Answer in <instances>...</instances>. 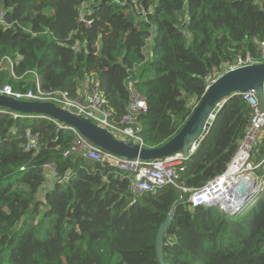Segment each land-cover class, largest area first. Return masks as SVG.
<instances>
[{
	"label": "trees",
	"instance_id": "1",
	"mask_svg": "<svg viewBox=\"0 0 264 264\" xmlns=\"http://www.w3.org/2000/svg\"><path fill=\"white\" fill-rule=\"evenodd\" d=\"M84 2L95 19L89 30L77 23ZM139 8L145 16L132 0H0L13 24L0 28V90L27 93L37 71L45 91L76 98L78 79L94 74L120 119L133 81L148 106L144 147H162L193 115L208 77L241 55L258 57L264 0H143ZM251 117L247 101L232 95L180 171L191 192L136 196L113 167L65 157L76 144L71 131L0 107V264H161L157 235L170 213L165 264H264V190L233 218L188 203L225 173ZM28 131L41 139L38 153L27 151ZM263 159L264 140L254 163ZM47 163L55 175L44 172ZM258 173L264 177V167Z\"/></svg>",
	"mask_w": 264,
	"mask_h": 264
},
{
	"label": "built area",
	"instance_id": "2",
	"mask_svg": "<svg viewBox=\"0 0 264 264\" xmlns=\"http://www.w3.org/2000/svg\"><path fill=\"white\" fill-rule=\"evenodd\" d=\"M135 8L138 10V15L143 14L140 11L139 5L143 0H132ZM92 9L85 2L79 6L77 11V23L79 26H84L86 29H92L95 19L90 13ZM145 16V14H143ZM13 24L8 22L6 11H0V28L10 29ZM73 34L69 35V40ZM261 61V62H260ZM11 62V61H9ZM264 63V41L258 47V57L254 58L250 54L239 56L235 65H227V72L233 69L246 66ZM14 75V73H13ZM35 80V88L30 89L27 93H18L13 91L9 86H5L0 90L1 95L9 96L17 101L27 102H50L55 104L60 109L69 113L81 116L84 119L90 120L93 124L108 130L116 138L126 141H133L144 147L141 137L143 126L140 118L148 114V106L145 99L139 95L135 89L133 81L127 83V89L131 94V100L126 107L125 114L118 119L113 109L108 105V101L104 90L102 89L101 80L97 75L91 74L89 78L78 79L79 91L78 97L73 98L66 92L45 91L43 81L37 71L30 72ZM97 76V78L95 77ZM218 79V78H217ZM208 81L214 82L216 79L208 77ZM207 85V83H206ZM235 95L242 96L252 109V117L246 129L244 138L240 141L237 151L235 152L231 162L223 175L215 180L207 183L203 188L193 191L188 203L193 207L203 208H219L226 212L233 209L238 204L239 196H237L231 207H223L214 205L216 197L221 191L228 186L240 184L244 176H249L248 186L255 191H263V178L257 172L264 167V159L260 163H254V154L260 143L264 140V105L261 102L255 91L247 93H237ZM227 99L222 101L225 105ZM222 103L221 106H222ZM220 106V107H221ZM224 107V106H223ZM221 107V108H223ZM222 110V109H221ZM19 117V116H15ZM35 117V116H31ZM44 117V116H41ZM51 120L58 130H69L76 138V144L72 151L67 152L65 157L72 154H80L87 161L97 162L103 166L113 167L118 170L123 176L130 179L131 191L134 195L156 194L165 187H173L182 192L183 195L191 192L181 186V169L183 168L187 158L184 153L158 159L143 161L141 159H127L105 152L102 149L93 145L85 138L77 129L68 127L58 120L47 117ZM213 122L216 117L212 114L209 116ZM205 137L200 136L189 145V156L194 155L200 148ZM41 139L38 134L27 132V151L39 152L41 148ZM46 173L56 174L57 168L53 163H47L43 166ZM232 186L230 187V189ZM229 191V190H228ZM226 191V194L228 193ZM224 203H227L225 201ZM222 204V202H220Z\"/></svg>",
	"mask_w": 264,
	"mask_h": 264
},
{
	"label": "water",
	"instance_id": "3",
	"mask_svg": "<svg viewBox=\"0 0 264 264\" xmlns=\"http://www.w3.org/2000/svg\"><path fill=\"white\" fill-rule=\"evenodd\" d=\"M250 91L256 92L263 107L264 63L233 69L214 82L208 81L205 95L179 134L162 147L153 149L145 148L133 141L118 139L108 130L93 124L90 120L60 109L50 102L17 101L12 97L0 94V107L20 114L42 115L45 118H53L68 127L77 129L93 145L105 152L127 159L150 161L167 158L178 153H184L187 158H190L189 145L199 139L201 135L206 137L209 134L214 124L209 116L211 114L214 117L219 115L221 107L224 106L222 101L237 93ZM220 103H222V106ZM245 190L240 193L238 204L233 209L228 210L227 214L230 217L233 218L238 215L255 195V189H252V187L246 192ZM172 221L173 213H170L158 231L156 250L161 264H165L166 236Z\"/></svg>",
	"mask_w": 264,
	"mask_h": 264
},
{
	"label": "bare ground",
	"instance_id": "4",
	"mask_svg": "<svg viewBox=\"0 0 264 264\" xmlns=\"http://www.w3.org/2000/svg\"><path fill=\"white\" fill-rule=\"evenodd\" d=\"M249 180H250L249 176H244V178L242 179L240 184H238L236 186L234 184H232L231 189H230L231 186H228L226 189L221 191L219 195L216 196V197H220V198H218V200H216L214 205H216L218 207L221 205L223 207H231L235 198L237 196H239V194L242 193V191H244L247 188ZM226 191H228L227 194H226ZM225 201H227V203H224ZM220 202H222V204H220Z\"/></svg>",
	"mask_w": 264,
	"mask_h": 264
},
{
	"label": "rangeland",
	"instance_id": "5",
	"mask_svg": "<svg viewBox=\"0 0 264 264\" xmlns=\"http://www.w3.org/2000/svg\"><path fill=\"white\" fill-rule=\"evenodd\" d=\"M10 64H4L1 69L2 71L6 72V73H11L12 69H13V64L12 62H9ZM222 76V75H221ZM258 173V172H257ZM259 174V173H258ZM263 183H264V178H263Z\"/></svg>",
	"mask_w": 264,
	"mask_h": 264
},
{
	"label": "clouds",
	"instance_id": "6",
	"mask_svg": "<svg viewBox=\"0 0 264 264\" xmlns=\"http://www.w3.org/2000/svg\"><path fill=\"white\" fill-rule=\"evenodd\" d=\"M29 116H42V115H29ZM45 118V117H44ZM214 208H216V207H214ZM216 209H218V210H220L219 208H216ZM221 212H223V213H228V211H226V212H224V211H222V210H220Z\"/></svg>",
	"mask_w": 264,
	"mask_h": 264
}]
</instances>
